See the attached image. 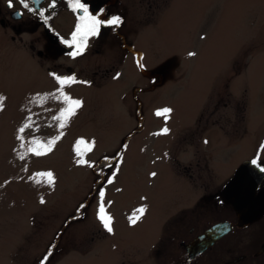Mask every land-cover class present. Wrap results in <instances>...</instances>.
Here are the masks:
<instances>
[{
	"label": "rangeland",
	"instance_id": "374dc122",
	"mask_svg": "<svg viewBox=\"0 0 264 264\" xmlns=\"http://www.w3.org/2000/svg\"><path fill=\"white\" fill-rule=\"evenodd\" d=\"M129 1L123 28L83 58L71 59L72 51L50 57L55 49L47 48L49 55L44 48L39 60L27 48L37 32L13 38L0 27V264H40L50 247L49 264H146L167 213L199 203L212 222L237 224L221 191L264 140V0ZM68 66L88 82L64 89L83 107L50 154L21 160L17 130L29 115L25 148L33 137L47 141L61 131L52 117L64 105L51 96L38 101L59 88L50 73L67 75ZM164 107L174 110L167 124L155 115ZM165 126L169 134L154 135ZM78 138L86 141L84 159L107 161L95 170L77 165ZM46 171L55 174L54 188L29 180ZM100 190L111 234L97 219ZM141 206L144 216L130 225Z\"/></svg>",
	"mask_w": 264,
	"mask_h": 264
},
{
	"label": "flooded vegetation",
	"instance_id": "af4514ba",
	"mask_svg": "<svg viewBox=\"0 0 264 264\" xmlns=\"http://www.w3.org/2000/svg\"><path fill=\"white\" fill-rule=\"evenodd\" d=\"M1 1L2 0H0V26L5 32L11 33V35L14 36L13 38L22 37L23 34L26 35L31 30L33 33L37 32L38 38H32V40H30L29 44L27 45V48L31 51L30 54H32V56L34 53H36V56L39 58V60L44 58V48L46 53L49 55L51 54L48 52L47 48L55 49L50 57H52L54 54L67 55L68 51H75V45L69 47L68 44L63 43L62 41L71 40L72 33L79 22V16L82 15V12L79 10L74 12L70 8L68 0H56V7L54 9L49 8L51 0H42L41 3L37 5L38 8H44L46 10V15L51 16V19L47 24H45L37 14H33L27 9L23 8L20 0H13V7L11 8L8 7V0H3L4 5L1 4ZM132 1L134 0H130L129 3ZM27 2L29 3V7L36 6L34 4V0H27ZM82 2L89 7V10L92 14L100 15L99 10L104 9L105 11L102 15H100V18L103 20H107L113 16H119L122 19L120 26H102L99 36L89 37L87 41V47L84 53L80 55L83 58L89 49L94 47L100 48L103 46L106 40L109 38V33L117 32L123 28L125 0H82ZM17 12L22 13V16H17ZM65 13L71 14V19L69 21L64 18ZM36 43L37 45L40 43V48L35 49L37 46ZM39 52L41 53L40 55L38 54ZM72 58L73 57L71 56V59ZM53 67L58 69L62 66L61 64L54 63ZM65 68H67L68 74L62 75V78L70 76L76 77L75 73L69 69V66ZM106 74L107 72L103 77H106ZM77 80L82 81L80 79ZM91 81L92 80H90L89 83H92ZM261 139H264V135ZM262 144H264V140L262 141ZM261 145L257 150L258 153L264 150L261 149ZM256 157L257 156L253 158ZM253 158L244 161L241 163V165L247 164L256 169L250 163ZM260 160L264 162V158ZM257 173L259 176L262 174V177L260 181L256 182L257 185L255 184L256 187L254 195L258 196L259 194H262L264 196V173ZM229 204L234 210L235 216L237 218V224L235 226L232 224L233 229L230 233L220 238L206 251L195 256H192L187 252L186 245L196 241V239L201 237V235H203V233L211 226L222 221L212 222L210 215L205 216V214L202 212L203 205L200 203L195 206V209L191 208L192 210L188 209L177 211V214L175 215H172L173 212H168L161 223L159 240L155 243L148 262L145 263L264 264V205L262 207V212L256 215L254 220L244 221L240 219L232 204ZM246 228V232L248 233L247 236H242V232L240 230H236ZM228 236L230 242L229 244H226V242L223 241ZM220 243L221 245L218 247Z\"/></svg>",
	"mask_w": 264,
	"mask_h": 264
},
{
	"label": "snow or ice",
	"instance_id": "6c2138e0",
	"mask_svg": "<svg viewBox=\"0 0 264 264\" xmlns=\"http://www.w3.org/2000/svg\"><path fill=\"white\" fill-rule=\"evenodd\" d=\"M21 5L23 8L27 9L29 12L33 14H37L39 18L43 20L45 24L48 23V21L51 19L50 15H46V10L44 8H37V7H29V3L27 0H20ZM34 3L36 5H39L41 3V0H34ZM68 4L70 8L75 12L79 10L82 12V15L79 16V22L76 25V28L74 32L72 33L71 40H64L62 41L65 44H68L69 47H72L75 45V51L72 53H69V55L76 57L80 56L84 53L86 47H87V41L89 37H95L100 35L101 27L102 26H114L118 27L122 23V19L119 16H113L110 17L107 20H103L100 18V15L103 14L105 11L104 9H100V15L92 14L89 10V7L82 2V0H68ZM8 7H13V0H8ZM56 7V0H51V3L49 4L50 9H54ZM17 16H22V13H16ZM203 39V37H202ZM189 56H195L196 53L190 52L188 53ZM140 67H143V64H140L139 61L137 62ZM55 80L57 81L59 88L57 89L56 93H50L45 94L43 97L40 98L38 103L43 104L49 96L53 97L55 100L60 101L64 107H62L58 113V115H55L52 117L53 121H58V129L59 134L48 139L47 141L42 140L39 137H33L31 140L28 141V146L25 148L24 143V133L26 129L32 128L34 121H32L31 115H29L26 120L27 122L23 123V125L18 128L17 130V140H19L20 148L25 149L23 152L18 153L19 158L21 160H24L28 154L35 155L36 157L46 156L50 154L58 141H60L64 135L65 132L63 129H65L71 119L77 115V111L83 107V101L80 99H74L69 94L65 92V86H70L75 83H88L87 81H78L75 76L70 77H60L56 75L55 73H50ZM119 75V74H117ZM117 77H114V79ZM6 97L3 95H0V111L4 110V100ZM173 109L170 107H164L162 109H158L155 112V115L157 117H163L165 120V124H167V121L171 118V114L173 113ZM170 133V129L165 126L161 132L154 133V135H167ZM86 141L83 138H78L73 146L74 153L77 157L75 163L77 165H87L88 167H96L95 162H89L88 160L84 159V153L81 151L80 146L82 144H85ZM205 144L208 143L207 140L204 141ZM95 146V141H92L89 143L88 150L91 151V149ZM126 147V146H125ZM261 148L264 149V144L261 145ZM167 155V153L165 154ZM107 157L105 160L107 161ZM123 162V157H121L120 163ZM251 165L254 166L260 173H264V162L260 160L259 153L256 158H253L250 161ZM104 167L111 168V164H105ZM103 169L101 168V171ZM119 165L115 167V170L112 172V175L107 179V184L114 183V180L116 178V173L119 172ZM25 171H27V168H25ZM151 177L157 176L156 172L150 173ZM43 178V179H37ZM29 180H35L36 183H46L50 187H55L56 183V177L55 174L52 171H46V172H38L35 173L34 176H29ZM7 183V181L5 182ZM117 191H121V189H117ZM100 203L97 210V219L100 221L102 227L104 230L108 233H113V217L108 214L106 211L105 203H104V197L105 192L104 190H100L99 193ZM142 199H146L143 198ZM40 203L44 204L45 200L43 197L40 198ZM85 207L84 205H81V208ZM146 212V207L141 206L133 211V213L128 217L130 225H136L138 221L141 220V218L144 216ZM52 255V249L50 247L49 251L45 254V256L41 259L40 264H49V258Z\"/></svg>",
	"mask_w": 264,
	"mask_h": 264
},
{
	"label": "water",
	"instance_id": "95a60500",
	"mask_svg": "<svg viewBox=\"0 0 264 264\" xmlns=\"http://www.w3.org/2000/svg\"><path fill=\"white\" fill-rule=\"evenodd\" d=\"M257 172L259 171L243 164L222 190L223 199L232 204L240 219L244 221L254 220L256 215L262 212L264 205V196L254 195L256 182L262 177V174L259 176ZM231 230L232 225L229 222L217 223L206 230L196 241L186 245L187 252L192 256L202 253Z\"/></svg>",
	"mask_w": 264,
	"mask_h": 264
},
{
	"label": "trees",
	"instance_id": "16d2710c",
	"mask_svg": "<svg viewBox=\"0 0 264 264\" xmlns=\"http://www.w3.org/2000/svg\"><path fill=\"white\" fill-rule=\"evenodd\" d=\"M136 55H137L138 58H139V54L136 53ZM138 60H139V59H138ZM137 91H138V90H135L134 92H137ZM130 136H132V133H131L127 138L124 139V141H123L121 147H120V148L118 149V151H117V154H115L114 160H117V159L121 156V154L123 153V151H124V149H125L126 141H127V139L130 138ZM103 161H105V158L102 159V160L96 165V167H97L100 163H102ZM96 167L94 168V170L96 169Z\"/></svg>",
	"mask_w": 264,
	"mask_h": 264
}]
</instances>
